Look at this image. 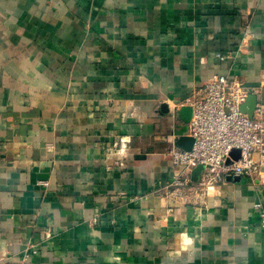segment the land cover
Returning a JSON list of instances; mask_svg holds the SVG:
<instances>
[{
	"label": "crops",
	"instance_id": "obj_1",
	"mask_svg": "<svg viewBox=\"0 0 264 264\" xmlns=\"http://www.w3.org/2000/svg\"><path fill=\"white\" fill-rule=\"evenodd\" d=\"M214 74L264 103V0H0V264H264V167L158 193Z\"/></svg>",
	"mask_w": 264,
	"mask_h": 264
},
{
	"label": "built area",
	"instance_id": "obj_2",
	"mask_svg": "<svg viewBox=\"0 0 264 264\" xmlns=\"http://www.w3.org/2000/svg\"><path fill=\"white\" fill-rule=\"evenodd\" d=\"M230 55L217 53L216 57L222 60ZM249 94H255L253 87H245L241 80L214 74L177 104L191 107L187 126L194 143L190 150L169 149L170 160L180 171L158 190L162 199L195 205L202 201L210 182L227 174L259 181L264 167V103L256 101L252 115H246L240 107ZM234 149L239 150L236 160L231 158ZM200 164L204 166L202 172L210 170L213 174L196 183L191 172ZM256 206L260 208V204ZM259 216L264 226V211Z\"/></svg>",
	"mask_w": 264,
	"mask_h": 264
},
{
	"label": "water",
	"instance_id": "obj_3",
	"mask_svg": "<svg viewBox=\"0 0 264 264\" xmlns=\"http://www.w3.org/2000/svg\"><path fill=\"white\" fill-rule=\"evenodd\" d=\"M244 86L245 87H256L257 83H251V84L246 83L244 84ZM256 101H257L256 95L249 94L245 103L240 107V110L244 112L246 115L251 116L253 109L255 107ZM163 106L166 107V105H163ZM164 111L167 112V107L165 108ZM178 113L182 114L183 124L180 125L174 132L175 138L173 140L174 141L173 143H174L175 148L177 149L190 150L194 143V138L188 134V126H187V123L189 122V119L191 117V107L187 105L181 106V108L178 109ZM238 156H239V150L237 149L232 150L231 158L233 160H236ZM226 163L229 164L230 160H227ZM203 169H204V166L201 164L194 167L191 172L192 180H197L199 174L201 173ZM225 178L227 181L239 180V176L231 175V174H227Z\"/></svg>",
	"mask_w": 264,
	"mask_h": 264
},
{
	"label": "clouds",
	"instance_id": "obj_4",
	"mask_svg": "<svg viewBox=\"0 0 264 264\" xmlns=\"http://www.w3.org/2000/svg\"><path fill=\"white\" fill-rule=\"evenodd\" d=\"M188 243H191V241H188Z\"/></svg>",
	"mask_w": 264,
	"mask_h": 264
}]
</instances>
